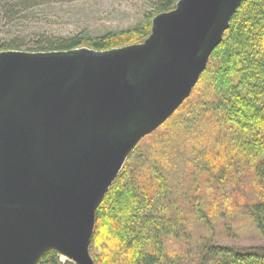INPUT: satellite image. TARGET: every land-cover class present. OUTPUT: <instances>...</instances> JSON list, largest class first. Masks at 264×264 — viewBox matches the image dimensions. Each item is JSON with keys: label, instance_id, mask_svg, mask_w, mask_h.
Here are the masks:
<instances>
[{"label": "water", "instance_id": "obj_1", "mask_svg": "<svg viewBox=\"0 0 264 264\" xmlns=\"http://www.w3.org/2000/svg\"><path fill=\"white\" fill-rule=\"evenodd\" d=\"M243 0H179L142 42L0 52V264L90 253L139 142L190 97Z\"/></svg>", "mask_w": 264, "mask_h": 264}, {"label": "trees", "instance_id": "obj_2", "mask_svg": "<svg viewBox=\"0 0 264 264\" xmlns=\"http://www.w3.org/2000/svg\"><path fill=\"white\" fill-rule=\"evenodd\" d=\"M41 1L0 0V22ZM153 1L147 22L96 37L36 34L27 51L142 42L153 17L179 0ZM23 45L12 40L0 52ZM229 210H242L264 238V0L242 1L190 97L127 158L97 209L90 253L95 264H264V245L216 240L215 224L236 220L226 219ZM193 225L210 235L200 233L186 262L166 248L181 235L193 239ZM38 264L75 263L51 251Z\"/></svg>", "mask_w": 264, "mask_h": 264}, {"label": "rangeland", "instance_id": "obj_3", "mask_svg": "<svg viewBox=\"0 0 264 264\" xmlns=\"http://www.w3.org/2000/svg\"><path fill=\"white\" fill-rule=\"evenodd\" d=\"M152 11H157L153 0H42L37 6L23 11L13 20L2 19L0 44L9 45V41L16 40L24 44L23 50H29L35 47L34 43L38 40L36 34L54 39L81 34L96 37L109 31L124 30L147 22ZM225 217L236 220L230 225L231 228L228 224L223 225L226 223L223 220L222 224H215L217 241L240 247L264 245V238L250 224L242 210H229ZM190 231L193 239L187 242L181 235V238L172 239L167 243L166 251H172L170 254L178 258L179 254L186 256L187 253H193L191 249H194V242H197L196 239L201 234L210 235L204 233L206 230L200 225L190 226ZM67 259L61 255V261ZM190 259L192 257L185 261L190 262Z\"/></svg>", "mask_w": 264, "mask_h": 264}]
</instances>
